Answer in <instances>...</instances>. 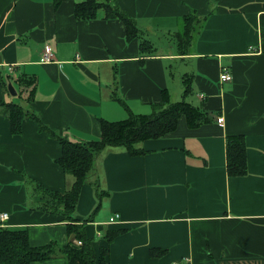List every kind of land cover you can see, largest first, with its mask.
Segmentation results:
<instances>
[{
	"label": "crops",
	"instance_id": "0c3cea01",
	"mask_svg": "<svg viewBox=\"0 0 264 264\" xmlns=\"http://www.w3.org/2000/svg\"><path fill=\"white\" fill-rule=\"evenodd\" d=\"M80 1L0 0V102L15 103L11 83L28 113L57 135L87 143L101 138V120L128 117L118 99L134 114H151L164 90L173 102L184 99L189 77L185 100L209 120L190 128L182 117L172 133L138 144L141 155L106 148L73 223H85L97 255L107 248L105 264H264V0H108L158 41L180 31L185 16L208 14L186 55L151 36L155 52L142 53L141 40H128L123 22L106 19L103 9L93 20L76 19ZM46 44L55 61L42 64ZM223 70L231 81H220ZM22 124L14 134L0 114V213L8 214L0 228L25 229L31 247L58 248L31 264H66L60 248L72 236L63 208L32 192L64 193L74 177L57 163L61 144L31 114ZM229 135L245 137L244 176L227 173ZM107 231L118 232L110 244Z\"/></svg>",
	"mask_w": 264,
	"mask_h": 264
},
{
	"label": "trees",
	"instance_id": "16d2710c",
	"mask_svg": "<svg viewBox=\"0 0 264 264\" xmlns=\"http://www.w3.org/2000/svg\"><path fill=\"white\" fill-rule=\"evenodd\" d=\"M58 6L64 0H53ZM104 10L106 19H119L123 22L128 40L140 39V50L142 53L152 54L155 52L154 44L146 40L144 31L127 13L117 5H111L108 0H81L75 4L74 15L78 20H93L97 18L100 10ZM212 13V11L210 12ZM208 16L199 17L190 14L183 18L182 29L175 33L163 35L168 38L170 44L176 45L179 55H186L194 38L196 28ZM161 40V39H160ZM10 81V80H9ZM25 80L23 79L22 82ZM33 82V81H31ZM184 99L178 102L171 101L167 90L162 93L161 101L153 105V111L147 115L134 114L122 100L118 99L128 112V117L121 121L101 120V138L87 143L73 142L67 138L57 135L49 129L32 112L28 113L18 103L0 102V114L7 116L10 120L11 131L14 134L22 132L24 118L31 114L36 120L41 131L47 132L61 144V156L57 163L62 167L65 174L74 177L71 188L64 193L52 192L43 187L40 190L51 198L53 207H62V219L67 223L71 242L61 249L66 259V264H105L107 248L100 250L97 255L92 240L86 236L85 223L76 225L74 217L77 203L83 186L89 183L94 174L96 157L106 148H124L131 155H141L145 150L138 144L147 139H157L176 130L179 120L184 117L190 128L205 123L209 120L206 113L199 107L185 100L191 92L189 77H183ZM227 173L229 176L238 177L247 174L246 143L243 135H229L226 137ZM33 182V181H32ZM98 190V189H97ZM102 197V191L97 192ZM91 221L89 218L86 222ZM118 235L117 231H107L105 238L110 244ZM82 241L81 247L73 245L74 240ZM57 247L51 243L43 247H31L28 234L25 229L0 228V264H31L36 261H45L55 255ZM162 250H151V255L161 256Z\"/></svg>",
	"mask_w": 264,
	"mask_h": 264
},
{
	"label": "built area",
	"instance_id": "2783aa9c",
	"mask_svg": "<svg viewBox=\"0 0 264 264\" xmlns=\"http://www.w3.org/2000/svg\"><path fill=\"white\" fill-rule=\"evenodd\" d=\"M55 61V55H54V48L52 44H46L43 47V50L41 51L40 54V63L42 64H48V63H52ZM232 80L231 75L229 74V72L227 70H223L221 75H220V81L221 82H229ZM224 121V118L219 117L218 118V122L222 123ZM116 218H118V216H116ZM8 219V214L7 213H0V224L4 223L6 220ZM114 217L111 218L110 221H114ZM73 245L75 247H81L82 246V241L80 240H74L73 241Z\"/></svg>",
	"mask_w": 264,
	"mask_h": 264
},
{
	"label": "rangeland",
	"instance_id": "374dc122",
	"mask_svg": "<svg viewBox=\"0 0 264 264\" xmlns=\"http://www.w3.org/2000/svg\"><path fill=\"white\" fill-rule=\"evenodd\" d=\"M112 5H115V4H112ZM143 22V21H142ZM144 23V22H143ZM178 26L180 27V30L182 29V20L181 21H179L178 20ZM141 27V26H140ZM142 28V30L144 31V34H143V36L145 37V38H147V36H149L148 38L150 39V36L152 37V38H154V41L153 42H156L157 44H159L163 49H165V50H168L169 49V45H170V43L168 42V38L166 37V38H164V39H162V41H158V38H162V37H160L159 36V34L156 32V34L155 35H153L152 36V31L153 30H149L148 28H146L145 29V27H141ZM199 28L197 27L196 28V32H195V34L197 33V30H198ZM147 38V39H148ZM173 70H174V72H178V71H180L181 69H182V64H181V62H175L174 64H173ZM14 102L15 103H18V104H22V103H24V101L23 100H21L20 99V97L19 96H17V95H14ZM33 184H34V182H32ZM33 189H34V186H32V191H33ZM43 192L39 189V190H37V192H35V191H33L32 192V195H35V196H43ZM48 201H49V199H48ZM99 202H100V198L98 197V198H96V205L98 206L99 205ZM39 203V202H38ZM42 203V202H41ZM45 203H47V201L45 202ZM34 204H37V202H35L34 200H33V202H32V205H34ZM99 212V211H98ZM85 218V217H84ZM59 247H60V245H58Z\"/></svg>",
	"mask_w": 264,
	"mask_h": 264
},
{
	"label": "water",
	"instance_id": "95a60500",
	"mask_svg": "<svg viewBox=\"0 0 264 264\" xmlns=\"http://www.w3.org/2000/svg\"><path fill=\"white\" fill-rule=\"evenodd\" d=\"M8 90H9V92L12 95H16L17 94L16 91H15V88L13 87V85L11 83L8 85Z\"/></svg>",
	"mask_w": 264,
	"mask_h": 264
}]
</instances>
